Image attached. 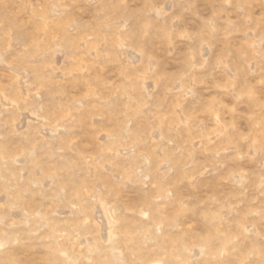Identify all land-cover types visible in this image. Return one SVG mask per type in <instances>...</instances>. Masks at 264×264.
<instances>
[{
	"label": "rangeland",
	"instance_id": "obj_1",
	"mask_svg": "<svg viewBox=\"0 0 264 264\" xmlns=\"http://www.w3.org/2000/svg\"><path fill=\"white\" fill-rule=\"evenodd\" d=\"M0 264H264V0H0Z\"/></svg>",
	"mask_w": 264,
	"mask_h": 264
}]
</instances>
